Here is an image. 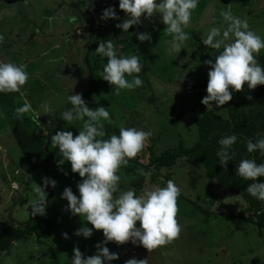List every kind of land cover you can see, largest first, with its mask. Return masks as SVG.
<instances>
[{"label": "rangeland", "instance_id": "374dc122", "mask_svg": "<svg viewBox=\"0 0 264 264\" xmlns=\"http://www.w3.org/2000/svg\"><path fill=\"white\" fill-rule=\"evenodd\" d=\"M109 7L115 10L118 19H101L103 10ZM229 8L235 16L247 17L250 30L264 39V0H198L189 25L184 27L190 39L177 54L168 51L172 36L164 31L166 26L158 14L150 20L142 17L141 24L128 32L115 27L126 19L119 9V0H0V35L4 36L0 62L27 65L29 79L21 93L33 111L29 118H24L28 129L38 137L15 145L9 120L1 115L0 109V219L11 225L23 224L29 208L39 199L36 185L44 187V178L56 182L55 188H44L47 204L44 217L53 225L50 236L40 238L39 242L29 235L25 240L13 242L7 252H0V264H71L74 246L87 257L94 255L95 246L104 241L102 231L94 229L88 239L74 235L81 227L92 225L84 217L67 211V201L61 197L66 187L79 196L77 184L82 178L72 172L69 162L58 164L62 157L51 144L57 131H69L75 137L82 130V121L68 124L61 115L72 108L69 95H82L88 89L86 53L89 66L94 67V85L85 99L87 106L93 110L108 108L114 123L104 122V126L116 132L110 135H119L121 127L151 131L152 136L139 153L144 163L149 148L157 153L178 141L191 145L196 140L195 119L204 110L217 108L202 105V98L190 91V85L208 78L211 69L204 61L214 63L215 56L223 51L207 47L202 41L211 28H220L221 32L227 28L220 12ZM137 33H150V42H140ZM108 39L113 40L122 56L136 53L142 57L144 67L139 73L142 86L121 90L117 95L114 86L100 77L107 58L95 49L100 41ZM126 78L131 80L127 74ZM44 105L50 111L45 112ZM16 120L22 122L20 118ZM45 144L51 164L43 172L42 164L38 165L43 155L46 162ZM158 173L150 181L148 175L123 173L119 169V189H134L136 195H141L156 187H166L167 181L173 180L181 189L176 217L181 227L179 238L151 251L138 242L135 245L108 242L105 246L118 254L119 259L106 264H125L131 258L147 259V264H264V237L253 224L234 215L242 208V213H249L240 196L234 198L238 195L215 181L209 186L201 165L192 159L180 158L170 169L159 168ZM12 182L16 183V189L11 188ZM208 189L219 200L212 199L207 206L204 196ZM187 200L209 208L212 213L203 218ZM139 226L137 222L136 227ZM64 233L68 239L63 238Z\"/></svg>", "mask_w": 264, "mask_h": 264}, {"label": "clouds", "instance_id": "9594fccd", "mask_svg": "<svg viewBox=\"0 0 264 264\" xmlns=\"http://www.w3.org/2000/svg\"><path fill=\"white\" fill-rule=\"evenodd\" d=\"M197 6L198 0H159V3L157 0H119V9L126 14V19L115 27L128 32L134 25L141 24L142 17L150 20L158 14L166 26L164 31L172 36L168 51L178 54L190 39L184 27L189 25L192 11ZM220 15L228 25L227 28L223 32L220 28H211L202 41L212 49L223 48L215 56L214 63L211 60L204 61L211 69L207 73V95L201 100V104L207 108L212 107L213 102L217 108L227 104L233 98L232 91L241 92L245 84L249 90L264 85V67L260 66L254 56L264 49V39L250 30L247 17L241 19L235 16L230 8L222 10ZM72 19L75 20L76 17L73 16ZM101 19L118 17L115 10L109 7L103 10ZM136 37L140 42L151 40L150 33H137ZM229 40L232 42L228 43ZM3 41L4 36L0 35V43ZM95 52L107 58L99 75L114 86L113 90L117 95L121 90H134L142 86L139 73L142 72L144 63L140 55L133 53L128 57L122 56L111 39L100 41ZM26 68L25 64L17 66L14 63L0 62V93H21L29 79ZM126 74L131 80L126 78ZM247 99L251 100L252 97L247 96ZM68 100L72 108L62 114V119L68 124L82 121V130L75 137L72 132L57 131L51 137V144L58 148L62 157L58 164L69 162L72 172L78 173L82 179L77 184L79 196L66 187L61 198L67 201V211L73 216L84 217V221L92 225V228L81 227L74 235L88 239L94 229L102 231L104 236V241L95 246L97 251L92 256H84L74 246L71 264H106L119 259L118 254L110 252L105 246L108 242H115L117 245L128 242L135 245L138 242L144 249L151 251L178 239L181 227L176 219L179 211L177 199L181 189L173 180H168L166 187H156L141 195H136L134 189H119L121 177L117 175L118 170L122 165L127 166L144 149L152 132L121 127L119 135L104 139V122L114 123L108 108L101 106L95 110L90 109L81 94L69 95ZM44 110L50 111L48 105H44ZM32 111L27 101L15 109L18 118ZM236 140V135H230L218 141L221 147L217 156L222 167L233 160L235 153L231 149ZM246 147L249 153L258 150L264 156V138L256 142L248 140ZM139 172L141 175L151 174L145 173L143 169ZM236 174L252 181L245 189L251 197L264 201V183L256 182L257 178L264 177V163L257 164L254 159H241ZM43 185L44 187L36 185L39 199L32 205L33 216L45 215L47 204L44 188H55L56 182L44 178ZM137 222L140 223L139 227H136ZM62 236L64 239L69 238L66 233ZM125 264H147V259L131 258Z\"/></svg>", "mask_w": 264, "mask_h": 264}, {"label": "trees", "instance_id": "16d2710c", "mask_svg": "<svg viewBox=\"0 0 264 264\" xmlns=\"http://www.w3.org/2000/svg\"><path fill=\"white\" fill-rule=\"evenodd\" d=\"M255 58L260 66L264 67V52L256 55ZM87 59L86 53L84 62L87 65L88 89L82 94L84 101L91 93L94 85L92 80V68L94 67L89 66ZM207 83L208 78L192 84L190 91L203 99L207 95ZM230 91L232 90L230 89ZM232 96V100L227 104L219 108L204 110L195 119L196 140L191 145L186 146L178 141L175 146L164 148L157 153H153L149 148L146 162L143 163L141 154H138L129 161L127 166L122 165L120 169L123 173H140L139 170L143 169L145 173H151L148 176L149 180L153 181V178L159 175V168L170 169L180 158L192 159L201 165L203 177L209 186L213 181L218 182L246 202L245 207L248 208L249 213H242V208L234 215L238 219L253 224L259 235L264 237V201L251 197L245 189L252 181L245 180L236 174L241 159H254L257 164L264 163V156H261L258 150L249 153L246 147L248 140L256 142L258 139L264 138V85H258L254 90H249L245 84L241 92L232 91ZM247 96H251L252 99H247ZM104 130L106 132L104 139H109L112 135L110 133L114 131L109 130L107 126H104ZM230 135L237 136V140L231 149L235 156L226 167H222L217 156L221 147L218 141ZM45 154L46 162L42 164L43 172L45 166L48 168L49 161L47 151ZM256 182L264 183V177L257 178ZM204 197L207 206L211 205L212 199L219 200V197L215 196L209 189ZM187 202L203 218L212 213L209 208L198 206L192 200H187ZM51 229H53V225L49 218L40 215L33 216L31 210H28L27 219L21 225H11L0 219V252H7L13 242L25 240L29 235H34L36 241H39L40 238L46 239L50 236Z\"/></svg>", "mask_w": 264, "mask_h": 264}, {"label": "crops", "instance_id": "0c3cea01", "mask_svg": "<svg viewBox=\"0 0 264 264\" xmlns=\"http://www.w3.org/2000/svg\"><path fill=\"white\" fill-rule=\"evenodd\" d=\"M25 101H27V99L22 93H0L1 115L6 119L8 118L9 120V130L11 133H13V140L15 145L23 142L26 144L28 143L29 138H38H36V134L32 133L31 129H28L30 127L27 125L28 122L24 118V116H26V118H29L32 113L23 115V118L19 117L20 119H22V122L21 120H16L18 117L15 113V109L23 106ZM44 159L45 157L43 155V158L41 159L38 167L44 163Z\"/></svg>", "mask_w": 264, "mask_h": 264}, {"label": "water", "instance_id": "95a60500", "mask_svg": "<svg viewBox=\"0 0 264 264\" xmlns=\"http://www.w3.org/2000/svg\"><path fill=\"white\" fill-rule=\"evenodd\" d=\"M47 144H48V143H47ZM47 144L44 145V151H45V152L47 151ZM48 156H49V155H48ZM48 163L51 164L50 156H49V161H48ZM44 168H46V166H45ZM29 210H30V208H29Z\"/></svg>", "mask_w": 264, "mask_h": 264}, {"label": "built area", "instance_id": "2783aa9c", "mask_svg": "<svg viewBox=\"0 0 264 264\" xmlns=\"http://www.w3.org/2000/svg\"><path fill=\"white\" fill-rule=\"evenodd\" d=\"M15 173H16V171H14ZM11 185V188L12 189H16L17 188V186H16V183L15 182H12V183H10Z\"/></svg>", "mask_w": 264, "mask_h": 264}]
</instances>
